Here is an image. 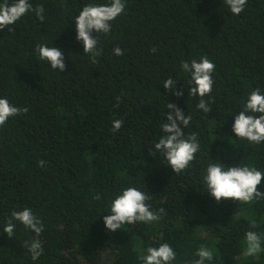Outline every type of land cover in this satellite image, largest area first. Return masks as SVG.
Returning <instances> with one entry per match:
<instances>
[{"label": "trees", "instance_id": "1", "mask_svg": "<svg viewBox=\"0 0 264 264\" xmlns=\"http://www.w3.org/2000/svg\"><path fill=\"white\" fill-rule=\"evenodd\" d=\"M30 3L43 5V21L30 11L12 31L0 30V98L29 109L0 128V264H144L147 248L162 243L177 253L172 264H194L202 245L214 251L210 264H264V251L243 255L249 230L261 235L264 248V198L217 202L204 182L210 163L264 172V142L249 144L232 131L250 92L264 93V0H247L239 16L224 0H125L111 31L93 32L102 48L95 64L76 39L74 21L85 5L111 0ZM39 44L62 51L63 72L39 59ZM116 47L124 54L114 55ZM205 56L216 66L209 113L197 109L200 98L180 67ZM169 76L183 96L163 87ZM172 102L192 116L185 137L196 133L200 143L181 174L163 153L149 155ZM114 120L123 121L117 132ZM128 187L145 192L151 210L164 213L112 232L103 217ZM257 188L264 193V177ZM26 207L42 220L43 232L13 221L9 238L3 229L11 213ZM34 239L44 249L35 261L24 247Z\"/></svg>", "mask_w": 264, "mask_h": 264}, {"label": "clouds", "instance_id": "2", "mask_svg": "<svg viewBox=\"0 0 264 264\" xmlns=\"http://www.w3.org/2000/svg\"><path fill=\"white\" fill-rule=\"evenodd\" d=\"M233 15L239 16L245 9L247 0H224ZM126 9L125 0H111L110 4L89 3L85 5L75 18L76 39L82 42L83 52L88 55L93 64L97 63V57L102 55V48L99 47L98 36L107 35L112 29V22L121 16ZM34 11L40 21L45 19L43 5L33 8L30 0H3L0 3V30L7 28L12 31L10 26L14 25L28 12ZM93 32L99 35L93 36ZM35 51L41 61H47L53 70L63 72L66 69L65 57L62 51L46 44H39ZM151 51L155 52L153 47ZM116 56L123 55L120 47L113 49ZM183 72L190 76L189 89L192 95L199 96L197 109L204 113L211 112L210 100L214 84L213 73L215 64L209 58L201 57L198 60L181 61ZM177 80L169 76L164 82L163 87L172 92L177 97L183 96V91L176 88ZM208 97V99H205ZM117 97V107L120 103ZM167 109L172 111L165 113L167 122L161 125L162 135L159 142L154 144L155 152L149 151V155L163 153L165 160L176 174L184 172L196 159V154L200 151L199 137L196 133L185 137L186 129L191 120V115H185L175 102L167 103ZM27 107H17L11 104L7 97L0 98V128H3L7 121L15 116L27 113ZM123 126L122 120L112 121V131L117 132ZM232 131L239 140H246L249 144L259 145L264 142V93L260 88L252 90L243 104V109L234 117ZM45 161H38V165L43 167ZM264 172L258 171L254 166L225 167L219 162L210 163L206 169L204 182L207 184L208 192L217 202L221 199H233L242 203L250 204L254 200L264 198V193L258 191ZM100 200V195L93 197ZM149 196L136 187H128L117 195L110 205L111 215L103 217L105 227L115 232L125 224L136 222L152 223L159 221L164 213V209L158 211L151 210V205L146 203ZM13 221H18L26 229L41 234L44 230L42 220L37 217L30 208L22 211H13L11 218L7 221L3 232L9 238L15 233L16 225ZM255 227V221L251 222ZM246 248L243 255L246 257L257 256L262 248V237L255 231L249 230L245 233ZM26 247L31 254L32 260H37L43 254V246L39 239L25 241ZM147 254L142 255L144 264H172L176 260L177 253L168 243H162L159 247H148ZM199 257L194 264H206L213 261L214 251L203 245L195 252Z\"/></svg>", "mask_w": 264, "mask_h": 264}]
</instances>
